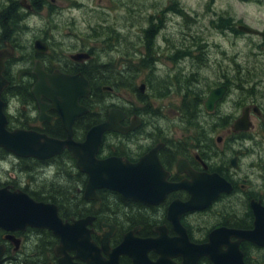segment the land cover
I'll return each instance as SVG.
<instances>
[{"label":"flooded vegetation","instance_id":"1","mask_svg":"<svg viewBox=\"0 0 264 264\" xmlns=\"http://www.w3.org/2000/svg\"><path fill=\"white\" fill-rule=\"evenodd\" d=\"M84 1L0 0L6 19V27L0 31V53L5 57L1 75L7 81L0 93L5 129L82 144L94 127L108 121L110 112L116 111L121 114L117 124L125 132L104 131L95 159L115 158L122 165L146 159L141 174L124 178L142 180L146 188H151L153 180L151 186L159 193L147 189L145 194L152 198H132L105 187L93 189L88 185L90 176L68 148L49 158L17 157L0 148V163L9 166L0 170V190L22 193L50 207L42 216L47 222L23 229L0 226V264H264V122L256 128L257 133L252 132V118L263 120L264 108L257 102H234L230 112H220L232 91L221 60L209 63L219 69L212 87L189 102L186 96L176 109L171 104L167 109L176 114L177 123L186 116L187 104L199 106L197 118L202 124H211L210 134H174L172 129L178 124H167L165 129L151 126L152 132L144 134L146 107L141 103L149 92L147 85L142 83L145 88L140 93V85L126 83L121 88L126 80L117 82L118 89L134 96L136 107L104 102L115 87L102 84L99 68L106 69L112 63L103 62L90 45L92 27L85 29L83 36L65 32L58 52L44 33L22 40L23 47L33 46L32 51L23 53L18 38L23 30L18 28L20 32L13 36L9 33L16 27L11 25L18 14L52 12L60 17L76 9L91 13ZM8 26L11 28L7 30ZM224 31L236 34L235 28ZM187 39L185 58L191 56V63L206 61L209 55L196 34ZM72 41L62 53L61 43ZM184 55L181 52L173 60ZM157 61L156 57L144 56L135 64L154 68ZM36 65H41L46 75L59 72L81 77L87 84L85 95L70 104L64 95L55 93V87L34 90ZM191 79L194 82L195 76ZM217 88H225V94L212 111H207L204 102ZM188 89L193 92L190 86ZM138 94L144 96L141 101ZM245 109L249 128L234 131L233 125ZM21 173L29 180L20 177Z\"/></svg>","mask_w":264,"mask_h":264},{"label":"rangeland","instance_id":"2","mask_svg":"<svg viewBox=\"0 0 264 264\" xmlns=\"http://www.w3.org/2000/svg\"><path fill=\"white\" fill-rule=\"evenodd\" d=\"M172 1H175L177 5L171 6ZM84 3L88 6L89 11L93 10L91 13L76 9L63 13L60 17H55L52 12L18 14L17 20L13 21L14 24L11 25L16 27L9 30V33L13 36L14 33L20 32L18 28L23 30L18 38H20L19 44L22 52L25 53L32 51L33 46L23 47L21 41L25 38L27 40L33 35L46 33L48 39L54 42L52 48L54 47L57 50L55 52H58V44L67 31L83 36L84 30L92 27L93 30L104 32L107 36L99 40L92 37L90 41V45L96 48L97 54H100L99 58L105 63H112L106 69L99 68L102 75L99 80L115 87V91L111 96H106L104 102H117L125 107L130 105L136 107L138 104H136L134 96L127 93L124 88L126 92L121 89L126 82L120 84V89L116 87V84L120 81L123 82L125 78H130L131 80H129L135 87L145 83L149 92L141 103L146 107L144 120L147 125L143 131L144 134L152 132L151 126L157 129L160 126V129H165L167 124L181 126L172 129L174 134L189 135L194 133L189 128L191 123L181 121L176 123L177 116L167 110L168 106L171 104L172 108L176 109L175 107H179L180 101L186 96V100L189 102L191 96L188 97L189 95L184 93L189 86L193 92L198 94L196 96L204 94L203 92L212 87L213 82L211 81L219 78L214 76L219 73V69L210 66V64H217L221 60H224L221 64L222 69L226 70L225 72L230 78L232 91L225 105L220 107V112L222 114L230 112L234 102L249 104L257 102L264 108V99H261L262 96L264 98V41L259 36H251L243 32L237 33V31L240 32L237 29L239 25L260 31L264 30V0H252L247 3L238 0H92L89 3L85 0ZM122 4L127 5L126 8ZM3 14L2 8H0V31L6 27H3L6 21ZM149 14H154L155 19L160 20L152 28L153 32L155 30L157 32H155V42L151 51H148L147 47L143 46L145 43H142L144 30L148 28L147 23L146 26L141 25L145 16ZM7 15L13 16L12 13ZM221 15L232 18L236 26L235 35L232 32L219 30L212 23V21L218 20ZM11 26H8L7 30ZM159 27L161 28L159 29ZM195 34L209 55L206 59L207 62L204 59L191 63V56L185 58L188 56L189 40L187 37ZM90 35L91 31L88 36ZM106 39L108 42H105ZM73 42L75 41L61 43L60 51L64 53V47ZM109 48L113 50H109ZM181 52L186 55L181 56L178 60H173ZM225 55L227 56L225 57ZM144 56L145 59L156 57L158 59L156 66L152 68V65L148 64L145 66L135 64ZM194 56L192 55L193 58ZM207 63H210L209 66ZM203 67L208 68L203 69ZM192 76H195L194 82H192ZM205 80L206 82H204ZM165 86L170 88L168 92H166ZM163 113L166 117H162ZM262 118L263 120L259 117L252 118L253 133H257L256 128L264 122V114ZM191 127L195 129L194 126ZM201 127L205 134L212 132L210 123H204ZM196 133L197 131L194 134ZM262 137L264 138V136ZM261 145L264 148L263 142ZM8 168L9 166L2 167L0 163V170ZM0 175L3 176V174ZM20 177L29 180L23 173L20 174Z\"/></svg>","mask_w":264,"mask_h":264},{"label":"water","instance_id":"3","mask_svg":"<svg viewBox=\"0 0 264 264\" xmlns=\"http://www.w3.org/2000/svg\"><path fill=\"white\" fill-rule=\"evenodd\" d=\"M237 29L245 34L257 35L264 40V30L259 31L245 25H239ZM4 58V54L0 53V93L7 85V81L1 75ZM34 73L37 78L34 90L46 86L55 87V93L64 95L66 101L70 104L77 103L78 99L84 96L87 90L86 82L78 76H66L59 72L46 75L41 69V65H36ZM144 88V84L139 86L140 93L144 91ZM225 90V88H217L209 92L204 102L207 111H212L215 103L223 98ZM1 106L0 102V148L5 149L7 152L22 158H49L61 152L63 148H68L72 151L74 157L78 158V165L82 167L81 169L90 176L88 185H91L93 189L105 187L132 198H152L149 194H145L147 189H150L153 194L159 193L151 186L153 180L150 182L151 188H146L142 180H126L124 178L127 175L141 174V166L147 165L146 159L135 165H122L115 158L103 161L95 159L94 156L104 131L125 132L117 124V118L121 117L118 112H110L108 121L94 127L87 135L84 143L75 144L71 141L60 142L48 139L45 136L22 130L8 132L5 129V117L2 114ZM132 127L133 123L130 128ZM248 128L249 122L247 120V110L245 109L242 117L234 123L233 130L245 131ZM90 145L93 146L92 150H90ZM118 166L122 168L121 171L118 170ZM87 191L88 187L86 188ZM49 209V206L35 203L22 193L16 194L0 190V226L2 227L11 226L23 229L26 225H38L47 222L48 220L42 216Z\"/></svg>","mask_w":264,"mask_h":264},{"label":"trees","instance_id":"4","mask_svg":"<svg viewBox=\"0 0 264 264\" xmlns=\"http://www.w3.org/2000/svg\"><path fill=\"white\" fill-rule=\"evenodd\" d=\"M238 1L243 2V3H247L249 1L251 2L252 0H238ZM170 4H171V6L172 5H177V3L175 1H172V3H170ZM122 6H124L126 8L127 5L122 4ZM186 19L188 20V17H186ZM159 21H160L159 19H155V15L154 14H149V15H146L145 19L141 22V25H143V26H146V23H147V27H148L147 29L144 30V36H142V37H144V38H142V43H145V44H143V46L147 47L148 51H151L152 46L154 45L153 44L155 42L154 38L156 36L155 32H157V30H155V32H153L152 28L155 27L157 25V23H159ZM212 23H214L216 25V28H218L221 31H223L224 29H227V28H236V26L233 23L232 18L229 17V16L223 17L221 15L218 18V20L212 21ZM149 26H150V28H149ZM92 32H93V36L92 37L96 38L97 40L102 39L104 36H107V35L104 34V32L102 33L101 30L100 31H96V30L92 29ZM237 33L241 34V32H238V31H237ZM129 79L130 78H125L126 83L130 84L131 86H133L132 82L130 81L131 79L130 80ZM102 84H109V83H102ZM186 91H190V90L187 88ZM196 94H197L196 92H191L190 91L189 94L187 92V95H189V97L190 96L191 97H196ZM138 97H139V101H141L142 98H144V96L141 95V94H138ZM198 97H200V96H198ZM184 109H185L186 116L184 118H182V120H183L182 122L191 123L189 128H191L192 131H194V132L197 131V133H199V132L203 133L202 132L203 130H202V127H201L202 126V121L199 118H197V116H199V113H200L199 106H192L190 104H187V107H185ZM198 119H199V121H198ZM191 126H194L196 130L194 128H192ZM197 127H199L198 128L199 132L197 130Z\"/></svg>","mask_w":264,"mask_h":264},{"label":"bare ground","instance_id":"5","mask_svg":"<svg viewBox=\"0 0 264 264\" xmlns=\"http://www.w3.org/2000/svg\"><path fill=\"white\" fill-rule=\"evenodd\" d=\"M193 22V21H192ZM253 29V28H252ZM260 31V30H259ZM180 74V73H179Z\"/></svg>","mask_w":264,"mask_h":264}]
</instances>
